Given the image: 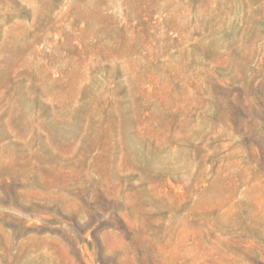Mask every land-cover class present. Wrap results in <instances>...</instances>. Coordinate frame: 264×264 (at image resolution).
I'll use <instances>...</instances> for the list:
<instances>
[{"label": "rangeland", "instance_id": "374dc122", "mask_svg": "<svg viewBox=\"0 0 264 264\" xmlns=\"http://www.w3.org/2000/svg\"><path fill=\"white\" fill-rule=\"evenodd\" d=\"M0 264H264V0H0Z\"/></svg>", "mask_w": 264, "mask_h": 264}]
</instances>
